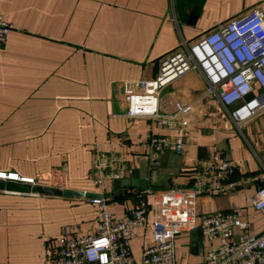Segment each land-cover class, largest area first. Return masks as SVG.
Segmentation results:
<instances>
[{
    "label": "crops",
    "instance_id": "obj_1",
    "mask_svg": "<svg viewBox=\"0 0 264 264\" xmlns=\"http://www.w3.org/2000/svg\"><path fill=\"white\" fill-rule=\"evenodd\" d=\"M257 5L264 13V0H0V13L13 24L0 45V170L97 192L92 169L99 144L126 169L106 193L114 216L125 218L143 189L191 187L195 163L216 147L237 169L228 189L196 197V225L176 238L174 264H200L207 244L201 216L231 204L250 233H261L264 216L250 197L264 185V111L238 129L215 99L199 100L205 81L190 71L166 93L183 104L200 102L197 110L210 119L192 129V143L178 154L150 141L179 130L126 117L122 90L124 81L153 78L160 57L182 41ZM97 215L85 197L0 190V264H44L46 239L66 224L77 235L92 234ZM151 221L149 213L131 240L134 264H143V249L154 243Z\"/></svg>",
    "mask_w": 264,
    "mask_h": 264
},
{
    "label": "built area",
    "instance_id": "obj_2",
    "mask_svg": "<svg viewBox=\"0 0 264 264\" xmlns=\"http://www.w3.org/2000/svg\"><path fill=\"white\" fill-rule=\"evenodd\" d=\"M12 28L13 24L0 13V45ZM190 71L199 72L205 81L199 100L215 99L238 129L264 111L261 6L245 9L196 39L182 41L160 57L153 78L123 82L126 117L149 118L161 127L179 130L175 136L151 139L150 145L156 150L172 148L175 153L183 154L193 141L192 129L209 122L208 113L195 106L200 102L183 104L171 94H163ZM185 114L194 118L182 122L180 116ZM94 156L92 173L100 190L95 192L97 197L89 200L98 207L97 226L87 236L77 235L74 228L63 226L58 237L46 241L45 264H134L130 243L147 224L149 213L154 243L143 249L142 263L174 264L176 238L196 225V197L228 189L231 183L226 180L237 169L233 160L224 158L213 147L206 159L195 163L191 187L143 189L128 216L116 218L106 193L114 180L125 175L126 169L121 160L105 154L99 144L94 145ZM0 179L30 186L37 184L36 178L14 171L0 170ZM250 204L264 216V185L251 195ZM200 224L207 241L200 253V264H264V230L250 233L247 221L239 218L236 205L202 215Z\"/></svg>",
    "mask_w": 264,
    "mask_h": 264
},
{
    "label": "water",
    "instance_id": "obj_3",
    "mask_svg": "<svg viewBox=\"0 0 264 264\" xmlns=\"http://www.w3.org/2000/svg\"><path fill=\"white\" fill-rule=\"evenodd\" d=\"M0 190H8L20 193H33V194H45L53 196H65V197H85L88 199L97 197L98 194L89 191H79L73 189H58L55 187L36 184L30 186L24 183H18L14 181H4L0 179Z\"/></svg>",
    "mask_w": 264,
    "mask_h": 264
},
{
    "label": "rangeland",
    "instance_id": "obj_4",
    "mask_svg": "<svg viewBox=\"0 0 264 264\" xmlns=\"http://www.w3.org/2000/svg\"><path fill=\"white\" fill-rule=\"evenodd\" d=\"M167 91H168V89H165V90L163 91V94L166 93ZM64 197H65V196H64ZM86 200L89 201L88 198H86ZM66 225H68V226H72V225H70V224H66ZM76 228L79 230V225H77ZM47 240H48V239H46V241H47ZM46 241H45V244H46ZM44 254H45V250H44ZM44 264H45V255H44Z\"/></svg>",
    "mask_w": 264,
    "mask_h": 264
}]
</instances>
